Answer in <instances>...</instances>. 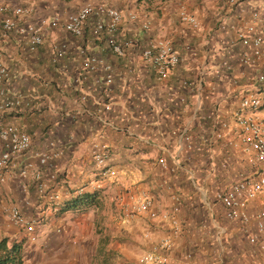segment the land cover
<instances>
[{"label":"crops","instance_id":"obj_1","mask_svg":"<svg viewBox=\"0 0 264 264\" xmlns=\"http://www.w3.org/2000/svg\"><path fill=\"white\" fill-rule=\"evenodd\" d=\"M87 1L120 9L122 19L113 34L96 33L91 19L81 35L44 27L43 43L31 49L22 36L0 28V54L10 71L5 98L17 99L7 105L0 97V126L12 124L28 133L33 152L60 151L42 166L25 153L5 170L0 239L21 245L24 264H138L168 234L173 246L166 264H264V235L251 244L240 222L227 219L215 198L240 173L256 170L251 155L229 141L240 134L232 115L239 97L264 95V82L255 78L262 67L242 65V46L230 47V39L261 1L31 0L23 3L31 12L21 19L63 18ZM19 3L6 0V14L13 15ZM181 11L193 15L197 26L183 21ZM109 37L123 45L122 55L112 51ZM159 40L170 42L181 57L163 78L142 56ZM61 43L66 50L57 55L53 47ZM87 55L111 65L109 84L102 67L87 66ZM221 118L229 121L228 129L220 125ZM214 129L223 137L215 138ZM100 144L107 146L104 167L115 170L113 177L102 178L92 160ZM26 162L33 167L21 175ZM35 168L60 193L59 207L80 192H91L101 178L102 189L84 211H46L31 246L5 210L19 205L32 213ZM143 192L153 197L156 217L134 212ZM164 213H174L178 233L171 234ZM248 230L255 231L253 221Z\"/></svg>","mask_w":264,"mask_h":264},{"label":"built area","instance_id":"obj_2","mask_svg":"<svg viewBox=\"0 0 264 264\" xmlns=\"http://www.w3.org/2000/svg\"><path fill=\"white\" fill-rule=\"evenodd\" d=\"M21 1L22 3L13 6V15H8L6 14V0H0V28L4 32H14L22 36L31 49L43 43L44 27H60L73 35H81L87 21L91 19L96 33L113 34L122 19L120 9L113 5L87 1L63 18L54 15L51 19L39 23L22 21L21 17L31 12L29 6L23 3L31 0ZM260 1L259 7L250 9L249 20L236 29L235 35L230 39V47H234L238 43L241 44L242 48L238 52V57L242 65L253 68L261 65L262 70L255 72V78L258 82L263 83L264 0ZM179 14L183 21L197 26V20L193 15L185 11H181ZM143 26L147 27V24L145 23ZM108 43L114 53L123 54V45L118 43L115 38L109 37ZM53 50L57 55H62L66 50V45L65 43L55 45ZM142 56L154 66L158 78L166 76L181 60L179 53L172 44L165 40H159L155 44L145 47L142 50ZM85 62L91 68L102 67L106 73L105 82L109 84L112 81L113 73L109 63L94 55H87ZM222 65L227 70L232 68L228 61H223ZM9 78V68L0 54V97L5 100V104L12 105L17 102V99L9 101L5 98L6 83ZM232 115L234 122L240 128V134L237 139L230 140L229 143L233 148L251 155V163L256 166V170L249 174L240 173L236 179L230 181L223 189L217 190L215 198L223 207L225 217L229 220L239 221L246 233L247 240L251 244H255L259 237L264 235V95L259 92L242 94ZM219 123L223 128H229V121L226 119L221 118ZM223 135V132L214 129L215 138H222ZM28 152L35 156L39 166L47 165L60 154V151L51 153L33 152L31 151V139L28 133L12 124L0 126V182L5 181V170L14 163L13 160L17 156ZM108 156L105 144L96 146L92 153V160L99 169L102 178L115 176V170L104 167ZM159 162L165 166L163 158H160ZM222 165L225 166L226 162H223ZM31 167H33V164L26 162L25 167L20 170V174L25 175L27 169ZM33 173L36 199L30 205L33 209L32 213H26L19 205L9 206L5 210L11 222L20 230L22 237L32 243L36 242L38 238L39 224L46 218V211L56 214L61 207H59L60 193L53 185H49L43 179L41 169L35 168ZM51 177H54V174H51ZM101 180L93 182L91 192L102 189ZM153 201L154 199L150 193H140L133 206L134 212H147L150 217H156L158 214L153 210ZM257 201H261L262 206L254 211H249V206H253ZM173 211H176V208ZM161 216L169 221L171 234L180 231V224L174 213H164ZM251 221L255 225L254 232L248 230V224ZM172 246L173 237L168 234L160 242L146 250L137 262L138 264H166Z\"/></svg>","mask_w":264,"mask_h":264},{"label":"trees","instance_id":"obj_3","mask_svg":"<svg viewBox=\"0 0 264 264\" xmlns=\"http://www.w3.org/2000/svg\"><path fill=\"white\" fill-rule=\"evenodd\" d=\"M98 192H84L74 195L66 201L57 213L79 210L84 211L87 207L95 204ZM0 264H24L21 245L15 241H9L7 237L0 239Z\"/></svg>","mask_w":264,"mask_h":264},{"label":"rangeland","instance_id":"obj_4","mask_svg":"<svg viewBox=\"0 0 264 264\" xmlns=\"http://www.w3.org/2000/svg\"><path fill=\"white\" fill-rule=\"evenodd\" d=\"M256 203H257V206H258L257 208H259V207L262 206V202H261V201H257ZM256 203H255V204H256ZM255 204H254V205H255ZM257 208H256V209H257ZM54 217H55V216H54ZM53 219H54V218H53ZM39 232H40V231H38V238H39V236H40V233H39ZM38 238H37V240H38ZM22 239H23L24 242H27L26 245H31V246H33V245L37 242V241L34 242V243L29 242V241L26 240V238H24V237H23Z\"/></svg>","mask_w":264,"mask_h":264}]
</instances>
